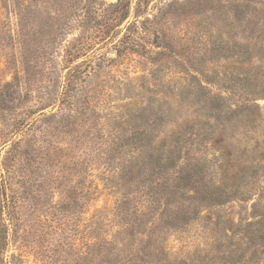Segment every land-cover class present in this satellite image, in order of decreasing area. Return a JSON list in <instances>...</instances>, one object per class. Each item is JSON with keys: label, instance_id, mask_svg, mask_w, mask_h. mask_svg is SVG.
<instances>
[{"label": "trees", "instance_id": "trees-1", "mask_svg": "<svg viewBox=\"0 0 264 264\" xmlns=\"http://www.w3.org/2000/svg\"><path fill=\"white\" fill-rule=\"evenodd\" d=\"M179 1L1 0L0 58L16 72L0 80V264H23L19 252L6 257L10 227L21 246L22 239L47 243L54 262L169 264L156 242L164 224L174 229L189 218L178 206L192 177L212 176L199 206L250 191L258 167H230L224 150L232 121L264 109L254 102L257 86L248 88L254 60L264 64V0H198L209 14L194 28V18L175 26L190 2ZM224 60L236 72L230 97L209 88L226 83ZM117 65L122 74L112 72ZM137 68L143 73L131 76ZM101 163H117L122 196L79 225L92 194L89 172ZM133 185L136 197L125 191ZM244 227V254L224 264H255L264 255L262 221ZM145 229L149 244L140 238Z\"/></svg>", "mask_w": 264, "mask_h": 264}, {"label": "rangeland", "instance_id": "rangeland-1", "mask_svg": "<svg viewBox=\"0 0 264 264\" xmlns=\"http://www.w3.org/2000/svg\"><path fill=\"white\" fill-rule=\"evenodd\" d=\"M106 1L114 2L116 0ZM189 1L185 4V15L175 22V26L179 28L186 27L185 24L189 22V19L185 18H194L192 23H190V27L194 28L196 24L204 23L206 20L205 16L209 14V9L205 6L206 3L204 1H200L199 3L197 2L198 0ZM179 3H183V0H180ZM258 7L262 6L259 4ZM261 9L259 8L258 16L264 17V11ZM150 12H155V10ZM3 14L4 9L0 0V22ZM145 17L143 16L141 19ZM164 28L166 29V26ZM152 40H155L154 37ZM159 40H161V36ZM238 41L245 44V40L239 39ZM252 41L254 42V40ZM258 42L259 44L264 43L263 40H259ZM182 43H185V41H182ZM151 48H154V46ZM173 50L176 53H180V45H176ZM109 56H115V53L110 52ZM133 56L138 58L136 54ZM173 58L174 56H167L166 60H173ZM0 59V66L4 69L3 73L0 74V80L4 78L12 80L16 72L13 63L5 55H1ZM261 59L259 57L257 60H254L257 68L252 81H257L255 83L251 81L248 88L252 90L254 86H257V93L253 97L255 98L254 102L264 106V64L262 65ZM148 64L147 67L154 65L150 62ZM222 64L224 66L220 70L225 71L228 75L226 83H221L220 85L211 83L209 88L213 89L214 92L221 93L223 96L230 97L231 86L236 84L233 83L232 75L236 74V72L234 71V64L232 62L224 60ZM247 67L250 68L251 65L245 66L243 70L247 69ZM121 70H123V65H117L112 68V72L116 75L122 74ZM131 70V76L143 73L141 68ZM134 71H137V73H134ZM145 74H147V71H145ZM238 78L240 79L241 77ZM238 78H235V81H238L237 84L239 85L241 83ZM221 86L222 91L219 89ZM238 100L239 97L234 96L231 99L229 98L228 102H237ZM183 113L185 115L191 114L190 110H187V107H184ZM229 113L232 114L233 112L229 111ZM232 122L234 124L228 128V142L225 143L227 148L224 150L230 153V167L235 165L236 168L244 165L247 167L250 165V162H253V165L259 169L258 176L255 181L250 182V191L235 195L222 204L206 200L203 201V205L200 203V206L198 205V200L209 197L208 186L211 183L212 176L205 173L198 177H192L187 187L182 191L183 198L180 199V206H178L184 207L178 210L180 215H183L188 210L189 218L184 219V221L182 220L181 223H177V228L174 229L164 224L167 227H163L166 229L163 230L158 242H156L159 249H165V252L159 257L169 262V264H224L229 254H233V252L244 254L241 249L247 247L244 244V242H247L244 226L257 221H262L264 224V109L261 112L255 109V111H251V114H240ZM2 140L0 137V160L1 154H3ZM208 152L214 153V150L209 147ZM260 157H263V161L259 160ZM244 162L245 164H242ZM102 165L103 163L99 164V166H93L89 172L92 194L85 206L84 212L76 220V223L79 225L99 215V211L105 212L109 208L116 207L118 200L122 196V191H119L118 187H115L117 182H119V176L115 171L117 163L108 168ZM138 188V185H133L132 187H126L125 191L131 192L134 194L133 197H136L138 193L134 191ZM188 206L190 207L187 208ZM250 228L251 226H248L246 230ZM110 229H112V226H110ZM146 230L142 231L143 233L140 234V238H144L146 240L145 244H149L151 232H146ZM250 231L257 235L256 230ZM8 233L11 241L7 246L6 257L19 252L22 254L23 264H65L62 261H50L46 248L47 243H44V241L42 244H36L34 247H31L27 239H22L21 241L27 244L26 246H21L19 239L14 235L12 227H10ZM152 240H154L153 236ZM43 243L45 246H43ZM149 248L155 247L152 244L149 245ZM158 253H161V251L158 250ZM246 254L249 256L250 252H246ZM255 264H264V255L261 254L259 259L255 261Z\"/></svg>", "mask_w": 264, "mask_h": 264}]
</instances>
